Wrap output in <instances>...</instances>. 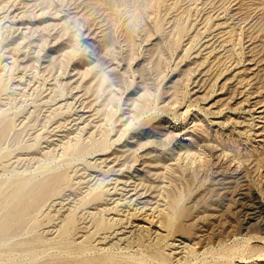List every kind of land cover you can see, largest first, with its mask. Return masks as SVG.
<instances>
[{
	"label": "rangeland",
	"instance_id": "1",
	"mask_svg": "<svg viewBox=\"0 0 264 264\" xmlns=\"http://www.w3.org/2000/svg\"><path fill=\"white\" fill-rule=\"evenodd\" d=\"M0 218V264H264V0H0Z\"/></svg>",
	"mask_w": 264,
	"mask_h": 264
},
{
	"label": "bare ground",
	"instance_id": "2",
	"mask_svg": "<svg viewBox=\"0 0 264 264\" xmlns=\"http://www.w3.org/2000/svg\"><path fill=\"white\" fill-rule=\"evenodd\" d=\"M14 16V15H13ZM21 28V27H20ZM26 30V29H25ZM23 37V36H22ZM21 42V41H20ZM23 50V49H22ZM55 50V49H54ZM25 51V50H24ZM24 54V53H23ZM24 56V55H23ZM19 57V56H18ZM17 57V58H18ZM47 58V57H46ZM49 60V59H48ZM82 66V65H81ZM76 68V67H75ZM76 73V72H75ZM77 73H78V71H77ZM22 76V75H21ZM29 79V78H28ZM78 83H79V81H78ZM78 95V94H77ZM76 99V98H75ZM60 106V105H59ZM90 115V114H89ZM88 116V115H87ZM79 117V116H78ZM84 117V116H83ZM81 118V117H80ZM90 118V117H89ZM86 120V119H85ZM83 121V120H82ZM22 122V121H21ZM87 122V121H86ZM85 124V123H84ZM88 124V123H87ZM47 146V145H46ZM210 147V146H209ZM137 148H139V147H137ZM138 151V150H137ZM171 153V152H170ZM172 156H173V154H172ZM31 157V156H30ZM178 156H176V158H177ZM136 158V157H135ZM174 158H175V156H174ZM16 159V158H15ZM36 159V158H35ZM104 158H102V160H103ZM106 161V160H105ZM36 162V161H35ZM100 162H102V161H100ZM114 163H115V160H114ZM132 163H135V162H132ZM170 163V162H169ZM168 163V164H169ZM174 163V162H173ZM176 163H178V162H175V165H176ZM170 164H172V163H170ZM118 165V164H117ZM130 165V164H129ZM133 164H131V166H132ZM178 165V164H177ZM232 165V164H231ZM119 166V165H118ZM117 166V167H118ZM123 166H126V165H123ZM130 167V166H129ZM171 168H172V166H170ZM175 167V166H174ZM177 167V166H176ZM122 168V167H121ZM125 168V167H124ZM169 168V167H168ZM173 169V168H172ZM117 170V169H116ZM79 173V172H78ZM60 176H61V174H59ZM97 175H95V177H96ZM91 177V176H90ZM98 177V176H97ZM122 177V176H121ZM121 177H120V179H121ZM112 178V177H111ZM110 178V179H111ZM45 179V178H44ZM114 180H112L110 183H112L113 185L111 186V188L112 189H115V188H117V185L119 184V185H121V186H119V189H122V190H126L125 192L127 193V194H129L128 196H134L135 198H140L141 196H142V194H143V192H138V190H136V186H134V187H129L130 185L128 184V182L127 181H122V180H120V179H118V178H113ZM129 179H130V177H129ZM64 180V179H63ZM62 180V181H63ZM100 180V179H99ZM131 180H132V178H131ZM57 181H59V179L57 178V177H50V178H48V179H46V180H44L43 182H40L41 184L39 185V186H37L39 189H38V191H36L37 193L35 194V197H37V196H39V195H41L42 193H44L45 191H47V188L48 187H50L52 184L54 185V183H56ZM85 181V180H84ZM89 181H91L90 179L89 180H86L85 182L86 183H88V188L90 189V186H92L93 184H91ZM132 182V181H131ZM134 182V181H133ZM37 183V182H36ZM92 183H93V181H92ZM135 183V182H134ZM60 184V182L58 183V185ZM131 184V183H130ZM22 185H24V183L22 184ZM35 185V184H34ZM52 185V186H53ZM56 185H57V183H56ZM86 185V184H85ZM108 185V184H107ZM129 185V186H128ZM133 185H136V183L135 184H133ZM52 186H51V189H52ZM55 186V185H54ZM53 186V187H54ZM84 186V185H83ZM20 187V186H19ZM28 187V186H27ZM31 187V186H30ZM110 187V186H109ZM33 188L34 187H32V189L31 190H33ZM19 189V188H18ZM29 189V188H28ZM24 190H26V189H24ZM37 190V189H36ZM54 190V189H53ZM121 190V191H122ZM18 191V190H17ZM22 191V190H21ZM28 191H30V190H28ZM50 191H52V190H50ZM31 192V191H30ZM34 192V191H33ZM18 193V192H17ZM17 193H16V195H17ZM32 193V192H31ZM35 193V192H34ZM19 194H21V192L19 193ZM23 194V193H22ZM47 194V193H46ZM30 196H32L31 194H29ZM28 195V196H29ZM14 196H15V194H14ZM24 196H26V195H24ZM30 196H29V199H30ZM44 196H45V194H44ZM43 196V197H44ZM16 198V197H15ZM21 198V197H20ZM19 197H18V199H20ZM23 198H27V196L26 197H23ZM33 198H34V196H33ZM28 199V198H27ZM26 199V200H27ZM42 199V198H41ZM13 202H14V200L13 199H11ZM31 200H33V199H31ZM130 200V199H129ZM22 199H21V202L19 201V203L18 204H23L22 203ZM25 201V200H24ZM81 201V200H80ZM114 201V200H113ZM12 202V203H13ZM28 202H30V201H28ZM27 202V203H28ZM37 202V201H36ZM116 202H117V200H116ZM25 203H26V201H25ZM25 203L23 204V205H25ZM26 203V204H27ZM118 203V202H117ZM8 204H10L9 202H8ZM15 203H13V205H14ZM29 204H33V203H29ZM57 205L58 204V206L60 207V209H62L63 207L64 208H67V207H65V205L67 204V202H65L64 204H63V202L62 201H60V202H54L52 205ZM12 205V206H13ZM146 205V204H145ZM144 205V206H145ZM249 205V204H248ZM255 205V204H254ZM22 206V205H21ZM20 206V207H21ZM29 205H27L25 208H27ZM68 206V205H67ZM109 206V205H108ZM15 207V206H14ZM18 207V206H17ZM63 208V209H64ZM68 209V208H67ZM255 209V208H254ZM65 210V209H64ZM64 212V211H63ZM66 212V211H65ZM139 213V212H138ZM9 214V213H8ZM5 216V215H4ZM3 216V217H4ZM64 217V216H63ZM2 218V217H1ZM0 218V219H1ZM3 219H5L6 220V218H3ZM9 219V218H8ZM12 219V218H11ZM2 220V219H1ZM6 222H7V220H6ZM4 223L5 222H3V223H1V225H4ZM6 224V223H5ZM1 225H0V227H1ZM7 225H9V220H8V224ZM158 226V225H157ZM5 227V226H4ZM5 229V228H4ZM115 232V231H114ZM125 232V231H124ZM118 234H124L123 232H120V230H119V232H117ZM114 235V234H113ZM121 237V236H120ZM181 248V247H180ZM183 248V247H182Z\"/></svg>",
	"mask_w": 264,
	"mask_h": 264
}]
</instances>
